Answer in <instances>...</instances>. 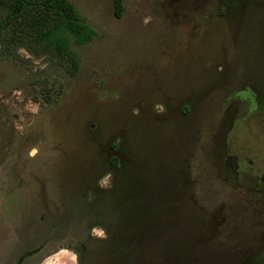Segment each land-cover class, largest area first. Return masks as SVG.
Returning a JSON list of instances; mask_svg holds the SVG:
<instances>
[{
  "label": "rangeland",
  "instance_id": "1",
  "mask_svg": "<svg viewBox=\"0 0 264 264\" xmlns=\"http://www.w3.org/2000/svg\"><path fill=\"white\" fill-rule=\"evenodd\" d=\"M70 1L97 33L72 45L76 76L44 60L26 68L0 57V264H9L30 233L47 238L38 222L44 207L35 213L33 204L64 196L59 184L67 180L62 167L76 161L71 151L90 153L76 154L69 175L83 183L81 167L101 168L106 146L121 142L125 192L105 195L102 225L116 223L118 231L125 221L129 238L144 237L172 214L173 244L153 246L165 262L236 264L224 253L236 227L251 233L264 223V0H124L121 18L115 0ZM246 83L261 90L259 107L251 91H239ZM235 111L226 150L244 170L229 182L213 148ZM51 212L56 220L58 211ZM95 226L68 230L67 247H50L38 264H80L83 239L91 264L105 263L97 244L107 237L93 235Z\"/></svg>",
  "mask_w": 264,
  "mask_h": 264
},
{
  "label": "trees",
  "instance_id": "2",
  "mask_svg": "<svg viewBox=\"0 0 264 264\" xmlns=\"http://www.w3.org/2000/svg\"><path fill=\"white\" fill-rule=\"evenodd\" d=\"M114 3L115 16L121 18L124 0H115ZM96 35V31L70 0H0V57L26 68H30L34 60H44L74 77L80 70V59L72 45L88 44ZM22 51L28 53L29 57L23 55ZM50 91L47 89L46 95L50 96ZM106 148L109 150L106 156L109 166L102 175L109 174L111 180H119L123 184L121 178L128 161L124 144L113 143ZM120 189L125 192V188ZM132 194L130 192V197ZM122 210H119L121 214L124 208ZM156 226L155 233L150 232L144 237L134 233L135 236L132 234L129 238V227L123 221L122 227L110 241L117 240L118 243L111 248L103 264H175L171 260L165 262L167 256L158 253L153 246L156 241L161 246L173 244L177 218L171 214L166 217L165 225ZM201 248L199 250L192 244L193 252L199 253Z\"/></svg>",
  "mask_w": 264,
  "mask_h": 264
},
{
  "label": "flooded vegetation",
  "instance_id": "3",
  "mask_svg": "<svg viewBox=\"0 0 264 264\" xmlns=\"http://www.w3.org/2000/svg\"><path fill=\"white\" fill-rule=\"evenodd\" d=\"M248 77V75L245 76V80H247ZM246 85L247 86L239 89V91H251V101L254 99L256 101V106H254L259 107V103L262 97L261 90L257 87L256 83H246ZM197 105L199 104L195 103L193 106L197 107ZM236 114L237 111H235L230 117V127L224 128L222 132L219 133V136H215V138L218 139L217 141H215V143H217L219 147L213 148V152L216 153L217 156H221L220 165L224 167V169L222 170L228 176L229 182H232V179L237 182L241 174L240 171L244 170L240 158L230 156L228 151L226 150L228 142L227 138L229 132H231V130L233 129ZM82 152L85 154V150H72L69 154V158L75 156L76 161L72 164H69L71 159L70 158L69 162L66 164V167H62V170L67 173V180L61 182L62 184H59L60 188L65 187V191L63 192L64 196L56 193L55 196L57 197V199L55 200H44L42 202L38 201L37 203L33 204V206L37 204L35 213H37L38 209L44 207L43 213H39L40 218L39 216L37 217L39 218L40 223H42L43 225L46 224L47 238L43 240L42 238L41 240L33 239V241L31 236L29 235L28 239H25V243L20 244L22 245L20 249L25 250V252H23L22 255H19L16 264H38V261H41L48 255L47 251L50 247L53 246V248L56 249L60 247H67L68 244L63 245L61 243H66V240L68 239L67 237L69 236L68 230L73 231L74 229H76L74 231L79 232L78 229L79 227H81V225L85 227L82 218L83 215L87 212H93L95 213V215L94 219L92 217L93 214L87 219V226L85 228H88L89 226L90 229L91 226L95 225L104 228V230L108 228L103 226L102 222L99 221V216L103 213L101 210L103 198L106 194H109L113 190L118 191L120 189L119 186L123 185L120 184L119 180H111V177L109 178L108 184H106L105 186H100L102 185L101 180L104 178V175H102V173H104L109 166L106 158L104 159V161H102L103 166H101V168H98L96 166H94V169L93 166H90L88 168H85L83 166L81 167L85 170L84 175L86 176L83 183H78L77 178L75 180H70L69 175H73L78 166L76 154L80 156ZM86 154L88 155V153ZM84 159V156L79 157V161H84ZM253 163V160L248 161L249 165H253ZM244 164H246V161H244ZM90 193L94 195L93 201L88 200L90 198V195L88 194ZM67 204H69V206ZM53 209L58 211V214H56V220L52 219V216L54 215L52 212L51 215L49 214V212ZM30 216H32V213ZM258 218L260 217H256V219ZM96 226L94 228H96ZM244 229L245 227H236V229L234 230L235 233L232 234V238L236 239V242L234 243V245H226L224 247L225 255L233 256V262H235L236 264H264V223L255 224L251 233L249 230ZM51 230H53L55 234H53ZM106 233L107 238L105 240H99L100 242L110 243V241L112 240L111 238H114L117 233L116 223H114L111 228L109 227L108 230H106ZM82 241L83 242L78 243L79 250L81 252L80 264H89L91 263V260H88V258L91 254V251L90 248H88L86 239H83ZM110 245L112 244L110 243Z\"/></svg>",
  "mask_w": 264,
  "mask_h": 264
},
{
  "label": "water",
  "instance_id": "4",
  "mask_svg": "<svg viewBox=\"0 0 264 264\" xmlns=\"http://www.w3.org/2000/svg\"><path fill=\"white\" fill-rule=\"evenodd\" d=\"M91 213V212H90ZM89 217H91L90 215L88 216V218ZM38 222H39V220H38ZM87 219L84 221V223L83 224H85V226L87 225ZM40 223V222H39ZM30 236H31V238H32V240L33 239H36L37 240V238L40 236V234H38V233H30L29 234ZM34 241V240H33ZM35 244H36V242H35ZM98 246V249H99V251H98V253L99 252H102V251H104V254L102 255L103 257L104 256H106L107 257V255H108V253L110 252V250H111V245H110V243L108 242H100L99 244H97ZM33 248V247H32ZM34 248H35V246H34ZM33 248V249H34ZM23 252H25V250H23V249H19V250H17V252L15 253V255H13L12 256V258H11V260H10V262H9V264H16V262H17V259H18V257H19V255H22L23 254ZM89 257H90V255H89ZM102 258V257H101ZM8 262H6V264H7ZM89 264H91V263H89Z\"/></svg>",
  "mask_w": 264,
  "mask_h": 264
},
{
  "label": "clouds",
  "instance_id": "5",
  "mask_svg": "<svg viewBox=\"0 0 264 264\" xmlns=\"http://www.w3.org/2000/svg\"><path fill=\"white\" fill-rule=\"evenodd\" d=\"M107 182V177L104 178V180L101 181L102 184H105ZM93 232V235L97 236V237H100V238H106V233L104 230L102 229H97V228H94L92 230Z\"/></svg>",
  "mask_w": 264,
  "mask_h": 264
}]
</instances>
